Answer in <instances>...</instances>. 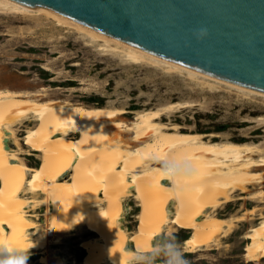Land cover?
I'll use <instances>...</instances> for the list:
<instances>
[{
  "label": "bare ground",
  "instance_id": "obj_1",
  "mask_svg": "<svg viewBox=\"0 0 264 264\" xmlns=\"http://www.w3.org/2000/svg\"><path fill=\"white\" fill-rule=\"evenodd\" d=\"M0 6L16 12L44 11L60 24L114 46L132 63L149 60L264 98V93L156 57L43 7L12 0H0ZM173 106L140 112L128 124L119 120L125 114L121 109L39 101L0 89V245L23 258L35 252L42 264H50V244L83 230L86 256L81 264H133L138 260L135 253L151 254L152 241L164 228L167 233L189 230L183 245L191 254L219 237L226 239L244 217H221L217 211L234 201L235 192L264 184V150L168 127L160 121ZM24 125L25 130L16 129ZM30 149L40 157L32 168L26 164ZM128 197L139 210L129 236L119 224ZM262 197L263 192H256L249 200ZM42 207L44 222L39 225L30 211ZM259 218L243 236L246 263L264 258V216ZM127 242L135 253L125 250ZM53 264L62 261L54 256Z\"/></svg>",
  "mask_w": 264,
  "mask_h": 264
},
{
  "label": "rangeland",
  "instance_id": "obj_2",
  "mask_svg": "<svg viewBox=\"0 0 264 264\" xmlns=\"http://www.w3.org/2000/svg\"><path fill=\"white\" fill-rule=\"evenodd\" d=\"M54 18L44 11L16 12L0 6L1 90L39 101L56 100L84 107H95L96 104L88 100L96 101L103 107L124 110L119 120L128 124L140 112L174 104L161 117L160 122L166 126L205 135V140L255 144L264 150L263 97L149 60L132 63L120 50L115 52L114 46H104ZM25 127L16 129L25 130ZM24 134L20 132L19 138ZM23 148L28 150L26 146ZM39 158V154L30 149L27 166H38ZM256 192L264 193V184L249 186L245 193L235 192L234 201L217 211L221 217H244L242 222L233 224L226 239L219 237L216 243L191 254L183 245L189 230L176 228L167 233L164 228L152 244L174 241L181 247L187 264H264V258L259 263H246L243 251L245 232L264 216V197L259 201L249 200ZM252 209L254 213L249 214ZM138 211L133 197L123 200L119 224L128 236L137 225ZM43 213V207L30 211L39 225L44 222ZM70 234L63 235L60 244H50V264L54 256L60 258L62 264H81L86 256L81 246L86 236L83 230ZM126 247L130 249L131 244L127 242ZM30 254L31 257L23 258L25 264H42L40 255ZM150 263L165 264V259L144 254L133 264Z\"/></svg>",
  "mask_w": 264,
  "mask_h": 264
},
{
  "label": "water",
  "instance_id": "obj_3",
  "mask_svg": "<svg viewBox=\"0 0 264 264\" xmlns=\"http://www.w3.org/2000/svg\"><path fill=\"white\" fill-rule=\"evenodd\" d=\"M12 1L43 7L156 57L264 93V0Z\"/></svg>",
  "mask_w": 264,
  "mask_h": 264
},
{
  "label": "clouds",
  "instance_id": "obj_4",
  "mask_svg": "<svg viewBox=\"0 0 264 264\" xmlns=\"http://www.w3.org/2000/svg\"><path fill=\"white\" fill-rule=\"evenodd\" d=\"M199 35L202 38L206 33L201 31ZM151 256H163L165 264H187L181 247L174 241L155 245L151 250ZM0 264H25V262L22 255H12L7 247L0 245Z\"/></svg>",
  "mask_w": 264,
  "mask_h": 264
},
{
  "label": "trees",
  "instance_id": "obj_5",
  "mask_svg": "<svg viewBox=\"0 0 264 264\" xmlns=\"http://www.w3.org/2000/svg\"><path fill=\"white\" fill-rule=\"evenodd\" d=\"M44 74H45L44 76L47 75V73H44ZM88 102H91V104H96V107H103L102 104H98L96 101H89V100H88Z\"/></svg>",
  "mask_w": 264,
  "mask_h": 264
}]
</instances>
